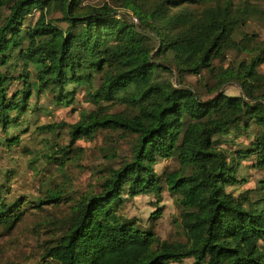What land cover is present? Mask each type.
Wrapping results in <instances>:
<instances>
[{"label": "trees", "instance_id": "trees-1", "mask_svg": "<svg viewBox=\"0 0 264 264\" xmlns=\"http://www.w3.org/2000/svg\"><path fill=\"white\" fill-rule=\"evenodd\" d=\"M252 18L264 23V0H0V128L15 125L42 96L70 105L83 87L94 107L67 124L69 143L107 132L112 143L102 155L113 159V136L131 139L130 155L101 178L98 192L72 200L54 189L40 200H72L44 257L56 264H264V179L236 193L246 182L238 176L242 160L264 169V46L245 32L236 38ZM229 50L249 59L215 65ZM204 72L214 80L202 85L205 92L186 81ZM232 82L240 95L221 91ZM251 127L247 147L218 146L221 135ZM170 158L179 167L157 174L154 166ZM165 190L179 209L183 242L159 240L117 212L124 195L160 199ZM31 202L0 196V229L14 227Z\"/></svg>", "mask_w": 264, "mask_h": 264}, {"label": "rangeland", "instance_id": "rangeland-1", "mask_svg": "<svg viewBox=\"0 0 264 264\" xmlns=\"http://www.w3.org/2000/svg\"><path fill=\"white\" fill-rule=\"evenodd\" d=\"M83 1L96 5L102 2ZM53 15L59 16L58 13ZM244 32L253 35L252 44L264 46L263 22L249 19L237 32L236 38L241 39ZM244 59H249V55L229 50L223 61L218 59L214 64L236 65ZM258 70L264 72V62ZM172 81L175 82V79ZM186 81L198 86L202 92H205L203 84L211 86L214 83L207 72L200 76L187 75ZM221 91L227 95L241 94L240 87L234 82L225 84ZM75 93V101L67 106L57 105L49 97L42 96L15 125L6 131L0 128V196L6 203L20 199L33 201L21 206L22 215L14 227L7 231L0 229V264H56L44 257V252L62 235L61 222L68 214L71 201L84 193L98 192L101 178L110 168H118L124 158L130 155L131 139L114 135L113 140L117 141V147L114 146L116 154L113 159H106L102 152L112 141L104 131L98 132L92 140L69 143L67 124L76 122L80 111L94 107L87 101L83 87H79ZM122 109L119 106L114 110ZM49 123L63 125L53 131L40 129ZM253 130L254 127H251L247 132L242 130L238 133L232 129L230 133L220 136L218 146L229 151L245 148L252 138ZM14 135H19L18 142L11 146L5 145V139ZM62 156L66 157L65 163L59 166ZM253 163L254 158L241 161L238 176L246 179V182L237 187L236 193L254 188L259 180L264 179V169L255 168ZM178 167L175 158L163 159L154 166V171L163 175L165 171H173ZM54 189L62 190L72 200L60 202L59 205L47 202L39 204ZM158 209L161 214L155 218L153 215ZM117 212L126 219H135L143 229L152 230L159 240L185 241L179 222V209L167 190L163 191L160 199L152 193L133 198L124 195ZM191 262L192 258H185L170 264Z\"/></svg>", "mask_w": 264, "mask_h": 264}, {"label": "built area", "instance_id": "built-area-1", "mask_svg": "<svg viewBox=\"0 0 264 264\" xmlns=\"http://www.w3.org/2000/svg\"><path fill=\"white\" fill-rule=\"evenodd\" d=\"M132 21H133V22H136L137 20H136V18H135V17H132Z\"/></svg>", "mask_w": 264, "mask_h": 264}]
</instances>
